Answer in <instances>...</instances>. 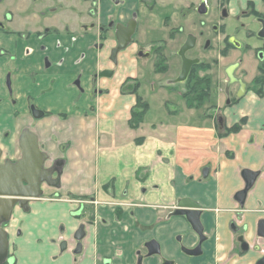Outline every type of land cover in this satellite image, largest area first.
I'll return each instance as SVG.
<instances>
[{"label": "crops", "instance_id": "crops-1", "mask_svg": "<svg viewBox=\"0 0 264 264\" xmlns=\"http://www.w3.org/2000/svg\"><path fill=\"white\" fill-rule=\"evenodd\" d=\"M77 8L63 11L68 32L43 40L0 35L1 159L20 157L19 138L28 129L48 155L46 167L63 160L58 187L46 185L47 192L42 185L41 198L30 200L27 210L15 207L5 225L10 264H136V248L152 239L160 252L143 264H256L264 255V238L257 235L264 220V89L221 108L218 119V104L209 107L205 99L196 104L179 89L185 102L172 104L175 93L162 82L156 87L162 73H153L152 104L140 85L142 72L152 71V65L136 55V46L119 56L112 77H94L112 69L100 48L101 28L109 20H125L133 9L145 13V6L140 0L119 5L82 0ZM43 56L50 59L47 69ZM137 97L147 108L139 126L130 128ZM33 107L43 115L35 118ZM204 167L210 168L206 178ZM243 169L260 174L240 204ZM181 199L202 208L206 241L195 260L181 253L176 240L180 236L187 248L198 240L188 223L173 215ZM76 201L88 202L81 218L75 217ZM232 222L246 227L247 253L238 252ZM81 223L85 236L78 253L73 236Z\"/></svg>", "mask_w": 264, "mask_h": 264}, {"label": "flooded vegetation", "instance_id": "flooded-vegetation-1", "mask_svg": "<svg viewBox=\"0 0 264 264\" xmlns=\"http://www.w3.org/2000/svg\"><path fill=\"white\" fill-rule=\"evenodd\" d=\"M111 1L116 5L120 4V0H111ZM147 1L148 0H140V2L145 6V8L148 7L146 3ZM3 3H4V7L2 5ZM81 3L82 0H51V5L48 6L46 5L45 7H43V12H42L43 22L42 25L40 26H36V24L40 23L39 13L33 8H30V16L28 20L33 21L34 28L28 30L22 28L20 30L15 28L13 29L9 28L8 22H10L11 19L13 18L14 11L10 6L6 4L5 0H0V18H1L0 35L3 33L4 35H13L17 38H22L25 40L29 39L32 36H35L39 40H43L49 35H59L62 32H68L71 29V27L70 25L63 24L65 22L64 17H62L63 11L68 8L69 10L76 12V9H78L77 8L78 5H81ZM53 5H58V8L51 7ZM187 6L192 12L197 13L198 16H196V21L191 22V27L194 30L187 33V36H184L180 41L177 36L179 31L181 30V27H173L166 38L151 41L147 45H143V46L140 45L138 39V32H140L141 29L140 28L141 21L140 18H138L140 10L137 8L133 9L132 12L129 14V16L123 21L109 20L105 24V26L101 28L100 36L102 39L100 42L101 45L100 48L106 49L107 51L106 61L110 65H112V69L108 68L97 72V74L94 75L95 79L106 77V76H100V73H104V72L111 73V75L106 78L112 77L120 67L119 56L123 53H126L132 46H136V55L140 54V55H144L143 57H147L146 59L150 62V66L152 65V71L150 70L152 73L164 74L166 70H167L166 72L169 71L168 70L169 64H167L166 62L167 61L166 49L168 48L169 45L173 43L175 44L179 43L177 44L176 49L171 51V55L172 56L176 55L177 57H179L180 60L179 71H177V75L175 77L171 78V79H176L182 70V58L179 54V51L181 47L186 43L188 38L192 37L193 38L192 47L185 50L184 56L186 59L196 62H194L190 67V70L188 72L189 74L186 80L184 81L186 84H188L187 80L190 78V74L196 73L197 69L202 70V72L205 71L203 73H215L213 72V69L210 68L211 63L207 60L205 56L206 55L209 56L208 53L210 52V49H212V46H217L218 47L217 50L216 48H213L215 50V52H213L215 55L214 56L211 55L210 57L211 59L216 60L218 57L220 58L222 56V101L221 102L219 101L218 103V106L219 104L222 105V111L224 109H229L239 105L244 100L246 95L250 92L261 94L262 90L264 89V0H258V2H256V0H219L218 18L222 19V24L220 23L221 21L219 22L210 21L212 14V7H211L212 4L210 3V0H192L188 3ZM74 20L75 17H70L69 19L70 23H73ZM131 24H133L134 30L130 36V42L127 44V46L124 49L118 51L117 54L115 55V60H112L111 51L114 48H116L118 45V39L116 37L117 26L119 25L125 27ZM25 25L26 24L24 23L23 27H25ZM197 26L201 29L199 31V34L198 32H196V30L198 29ZM204 30L207 32L208 35L205 39L202 40L201 37L203 35L202 32ZM105 33H107L106 38H105ZM108 36L109 39L107 38ZM107 41L111 42L112 45L108 47V44H105V42ZM191 49H195V50L197 49L198 54H196L195 56L194 55L188 56L187 53ZM41 50H43V46L41 47ZM203 50H205L206 53ZM11 58L14 59V57L12 56ZM42 61L46 69L51 66L50 59L47 56H43ZM219 71H221V69ZM196 78L191 80L190 85L194 87L200 86L201 79H198V77ZM207 78L209 77L207 76ZM190 88L191 86L188 88V91L190 90ZM203 90H206V88L204 87ZM209 97L210 94L206 98ZM220 116L221 115H217V118L220 119ZM222 117H223V112H222ZM54 163L55 161H53L50 164V167L53 166ZM54 168L55 170H58L57 166ZM55 176L56 173H54V177ZM42 185H44V183ZM76 203L79 207L75 212V217L81 218V216L83 215L82 214L83 208L85 207V204H87L88 202L76 201ZM198 205L201 214L202 208L200 204ZM175 209H178V202ZM116 217H118V215H116ZM179 217H182L187 222L185 217L183 216H179ZM199 221H200V216H199ZM88 222H93V218L88 219ZM188 225L190 226L189 223ZM80 227H82L83 229L82 235L80 239L75 240L74 243L75 250L78 253L82 251V247H83L82 239L85 236V224L81 223L73 236V240L75 234L79 233L80 236ZM231 227L234 233H238V236L236 238V242L238 245V252L242 251L243 253H247L250 250V246L245 239L244 232L246 230V227L244 226L240 227L236 225L235 222H232ZM190 229L191 231H193L191 226ZM202 234L205 238L201 240L200 235L195 233L198 240L197 243L191 248L185 247L181 237L178 236L176 240L180 243L181 253L192 258L193 260L201 257L203 252L202 245L206 241V236L203 233V228H202ZM239 238H241L240 241ZM151 241L156 243V241L152 239L143 242L142 244L138 245V247L136 248V254H135L136 264H143L146 258L152 257L153 255H156L160 252L159 245L158 243H156L158 247V253L153 255L148 254L149 249L153 247L152 245H150ZM61 245L66 246L67 243L65 242V244H61ZM244 245L246 246L245 249H243ZM183 248L188 250H195V251L200 250V254L196 256L187 255L182 252ZM252 248L257 251L259 250V245L252 244ZM8 258H11L9 256V253H8ZM104 262L108 264L110 261H104ZM165 262L168 261H163L162 264H164ZM169 262L174 264L172 261ZM3 264H10V263L6 261ZM187 264H194V263L188 262Z\"/></svg>", "mask_w": 264, "mask_h": 264}, {"label": "water", "instance_id": "water-1", "mask_svg": "<svg viewBox=\"0 0 264 264\" xmlns=\"http://www.w3.org/2000/svg\"><path fill=\"white\" fill-rule=\"evenodd\" d=\"M133 24L127 26H117L116 37L118 39V45L111 51V59L115 60V55L118 51L124 49L130 42V36L133 33ZM193 38L189 37L186 43L181 47L179 54L182 58V70L178 77L174 80L175 83H183L190 70L192 64L196 61L186 59L184 56L185 50L192 47ZM111 73H100V76H110ZM32 114L35 118H39L43 115V112L32 108ZM19 146L21 148V155L15 161L9 159H1L0 150V264L8 261L11 263L12 259L8 258L9 253V240L8 233L5 230L13 215L15 207L19 209L27 210L28 202L30 200L40 199L43 191L41 185L44 183L50 187H58L59 178L61 172V166L63 160L58 159L51 167H46L45 164L48 161V155L39 149L36 135L28 130L24 129L19 138ZM58 167L55 170L54 167ZM209 168L203 169V176L208 175ZM54 173L56 176L54 177ZM260 173L258 171H250L243 169L241 172L242 178L245 182V188L237 193L238 201L240 204L243 202L247 191L251 188L256 177ZM174 215L183 216L190 224L192 230L200 235L201 240L205 237L202 234V225L199 221L200 211L199 205L189 199H181L178 201V209L173 212ZM232 228V227H231ZM83 229L80 227L79 233L75 234L74 240L80 239ZM258 237L264 238V220L258 222ZM241 238H239V241ZM62 244H65L63 242ZM150 245L153 247L149 249V255L158 253V247L155 242L151 241ZM243 245V244H242ZM64 249L65 246L61 245ZM246 246L244 245L245 249ZM77 252V251H75ZM182 252L187 255L196 256L200 254L199 251L182 249ZM164 264H172L171 262H165ZM256 264H264V255L260 258Z\"/></svg>", "mask_w": 264, "mask_h": 264}, {"label": "rangeland", "instance_id": "rangeland-1", "mask_svg": "<svg viewBox=\"0 0 264 264\" xmlns=\"http://www.w3.org/2000/svg\"><path fill=\"white\" fill-rule=\"evenodd\" d=\"M192 0H148L146 3L148 7H146L145 13H142L139 11L138 18H140V28L143 29V32L140 29V32H138V39L140 42V45H147L151 41L157 40V39H164L167 37V35L170 33L173 27H181V30L178 33V39L179 41L184 37L187 36V33L190 31H193L194 29L191 27V22L196 21L197 13L192 12L188 8V3ZM6 4L10 6L13 9V18L10 22H8L9 28L13 29H22L25 28V30L34 28V23L32 20H28L30 16V8H33L39 13L40 16V23L36 24V26L42 25L43 17V7L46 5H51V0H5ZM211 4H216L214 0H210ZM4 7V3L2 4ZM51 7L58 8V5H53ZM1 19V18H0ZM206 19V18H205ZM212 22H219L222 24V19L218 18V6H212V14L211 19ZM26 24L25 27H23V24ZM198 27V26H197ZM8 28V29H9ZM201 29L198 27L196 32H198ZM201 39H205L207 37V32L204 30L202 32ZM179 43H173L168 46L166 49V55H167V64H169V71L164 74H161V81L157 80L155 85L156 87H162L164 84V87L168 89L170 92L175 93L174 94V103L178 105L179 103H184L183 97H179L177 93L178 89L185 91L187 94L188 88L191 85H187L185 82L183 83H175L174 80L170 82L168 80L169 77L176 76L177 71H179V65L180 60L179 57L176 55H171V51L176 49V46ZM213 48L218 49L217 46H212V49H210V52L205 57L207 60L211 63V69H213V72L215 73H203L202 70H198L195 73V77H198L200 80V86L196 87L193 93L187 94V100H190L194 103H198V98H204L208 97L210 94V97L205 99V101L208 103L209 107H213L214 105L219 103V101H222V56L219 58L211 59V55L214 56L215 50ZM205 51V50H203ZM206 53V51H205ZM188 56H195L198 54L197 49H191L188 53ZM204 57V58H205ZM214 61V62H213ZM221 69V71H219ZM143 76L139 79L134 78L133 80H138V82L141 85V92L148 98V102L152 103V98L149 96V93L151 92V86L152 81H155L153 78V73L151 71L144 70ZM207 76L209 78H207ZM207 78V79H205ZM204 80V81H203ZM163 83L160 85V83ZM133 83V82H132ZM139 83L137 90L139 88ZM175 86H174V85ZM207 84V85H206ZM211 84V85H210ZM173 86V88H172ZM206 88V90H203V88ZM137 92V91H136ZM199 92L201 93V96H199L196 99V95ZM209 93V94H208ZM201 99V100H202ZM204 102V101H203ZM153 104V103H152ZM222 108V105L219 104V110ZM222 110V109H221ZM220 112L217 115H222ZM45 191L49 192V189L46 187V184H44Z\"/></svg>", "mask_w": 264, "mask_h": 264}, {"label": "trees", "instance_id": "trees-1", "mask_svg": "<svg viewBox=\"0 0 264 264\" xmlns=\"http://www.w3.org/2000/svg\"><path fill=\"white\" fill-rule=\"evenodd\" d=\"M194 78H196L195 77V73H191L190 74V78L187 80V82H188L187 85L188 86L191 84V80L194 79ZM137 87H138V85L135 82V84L133 85V88H132V92H134L135 94H136V91H137ZM195 89H196V86L194 87V86L191 85V88H190V90L188 91L187 94L194 92ZM201 93H204V92H199L197 94V97L196 98H198L199 96H201ZM198 99L200 101L202 98L199 97ZM146 108H147L146 103H144L141 100V98L137 97V99H136V106H135L134 110H132L131 117L128 120V125H129L130 128H137L139 126V124L142 121V118H143V115H144V112H145Z\"/></svg>", "mask_w": 264, "mask_h": 264}]
</instances>
